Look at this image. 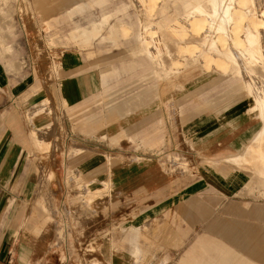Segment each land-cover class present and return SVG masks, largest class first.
<instances>
[{"label": "crops", "instance_id": "crops-1", "mask_svg": "<svg viewBox=\"0 0 264 264\" xmlns=\"http://www.w3.org/2000/svg\"><path fill=\"white\" fill-rule=\"evenodd\" d=\"M2 28L0 168L10 170L0 173V183L25 185L24 194L9 196L28 206L12 205L3 213L0 264L2 257L8 264L193 263V248L208 246L201 241L207 236L194 240V232L205 231L199 223L209 229L214 198L239 189L241 172L226 167L225 153L247 140L249 130L223 144L226 133L203 130L204 123L194 122L201 117L192 113H181L179 126L167 123L160 99L153 95L145 102L142 86L96 107L101 80L84 52L61 49L51 76L50 64L23 48L36 39H17ZM41 184L47 204L48 187L59 185L50 197L57 230L64 221L59 249L72 248V254L49 253L56 229L43 223L40 243L33 244L30 222L37 214L29 201L36 197L32 187ZM51 214L41 208V221ZM178 251L181 257L172 259Z\"/></svg>", "mask_w": 264, "mask_h": 264}, {"label": "bare ground", "instance_id": "bare-ground-1", "mask_svg": "<svg viewBox=\"0 0 264 264\" xmlns=\"http://www.w3.org/2000/svg\"><path fill=\"white\" fill-rule=\"evenodd\" d=\"M69 1L75 4L79 0ZM144 1L149 4L146 7L147 20L142 31L143 39L137 38L136 46L131 48L130 57H133V60L125 59L122 65L111 67V72L117 75L121 74L120 69L127 70L132 67L134 56H137L136 62L137 58L143 62L146 59L160 63L168 61L172 66L170 70H152L146 75L148 76V80H145L146 85L151 81L143 92L145 102H148V97L154 94L153 83L156 82L158 85L162 81L157 77L163 79L171 73L175 79L180 77L185 79L188 76H197V71L200 70L206 79L196 89V100L202 102L195 106H183V113L205 114L206 117L199 121L204 123L203 130H208L210 134L222 132L227 136L231 135L223 137V144L233 135L249 130L247 140L239 139L233 145L234 151L230 156L225 153L227 158L225 163H227L226 167L231 169L235 168L232 165L234 162H236L235 166L240 164L249 167L247 171L252 174V181L255 185H262L264 183V0ZM155 14L158 16L157 28L161 30L160 41L166 50L170 51L172 48L176 50L178 55L175 58L170 57V53L169 56L164 57L161 54L162 49H158L156 55L153 52L154 41L150 39L153 31L148 25L153 22L152 16ZM130 27L127 22L119 21L110 30V36L113 40H116L114 35L117 34L126 36ZM96 32L95 28L82 30L80 42L88 44ZM131 33L133 34L134 31L132 30ZM113 42L117 43V41ZM164 82L166 86L170 80L165 79ZM178 86L180 90L184 89V85ZM157 96L162 95L158 93ZM214 115L218 117H211ZM246 144L248 157L243 147ZM245 181L239 177L238 184ZM235 208L237 213L244 211L254 216L264 210V204L250 205L240 202V204L236 203ZM239 225L236 235L231 236V232L235 233V229L228 227L218 229L222 231L219 233L220 236L222 235L224 240L226 237L230 241L241 240L240 250L245 251L247 248L251 254L257 251L256 255L262 256L260 250L264 245L259 242L257 229L246 228L240 223ZM226 231L229 232L228 235ZM206 248L195 250L200 259L195 255L193 263L244 264L245 262L242 258H232L231 253L219 242L211 246L208 244Z\"/></svg>", "mask_w": 264, "mask_h": 264}, {"label": "rangeland", "instance_id": "rangeland-1", "mask_svg": "<svg viewBox=\"0 0 264 264\" xmlns=\"http://www.w3.org/2000/svg\"><path fill=\"white\" fill-rule=\"evenodd\" d=\"M160 0H158L159 2ZM71 1L66 0L61 2L60 0H0V26L4 27L1 29V32L17 34V39L21 37L24 38L30 37L32 39H36L35 44L32 46L24 45L25 50H32L37 52L47 63L50 64L49 74L52 76L53 72L58 71V52L61 49H76L77 51L84 52L86 58L93 61L91 66L97 68L98 78L101 80V89L97 93L96 101L102 99L96 107L106 105L104 102L110 101V99H115L117 97H124L127 95H131L137 90V86H148L151 84L149 81L146 85L145 80H148L146 76L149 71L157 70L164 71L163 69L170 70V64L160 63L154 60L150 62L149 60H139L134 56L133 66L126 69H120L119 72L121 74H113L111 72V67L122 65L125 59L133 60V57H130L131 48L136 46L137 38L143 39L142 31L146 26V7L149 2H145L144 0H79L77 3L72 4ZM127 22L131 27L128 30V35L122 36L121 34L114 35L116 40H113L112 36H110V30L113 29L119 21ZM153 22H151L148 26L152 28L153 35L152 38L148 37V39H152L154 54L158 49H162L161 54L163 56L176 57L178 54L175 49H165L163 43L160 41L161 33L158 26V16L155 14L152 16ZM95 28L97 30L96 34H93L88 44H84L80 42L82 30ZM132 30L134 33L132 34ZM137 33V34H136ZM3 39V38H2ZM117 41V43L113 42ZM21 42V41H20ZM22 43L18 42V45ZM23 48H19L18 50H24ZM172 67V66H171ZM203 74L200 70L197 71V76H188L185 79L180 77L179 79H175L174 76L170 73V75L166 78L157 77L160 79V84L153 83V91L156 99L160 93L162 96L159 97V106L160 111L164 112V117L168 119L167 123H173L179 126L181 119L184 118L183 115V106H195L196 104L202 102V100H196V89H198L199 84L203 83L206 77H202ZM150 79H153L149 76ZM156 79V78H154ZM170 80V83L165 86L164 80ZM179 84L184 85V89H179ZM152 95V96H153ZM185 95V96H184ZM189 96V97H188ZM158 101V100H155ZM95 104V103H94ZM152 107V105H151ZM94 109V108H92ZM92 109L88 108L85 112H90ZM82 117L83 114H81ZM195 114H193L194 116ZM218 117V115L211 116L213 118ZM195 117H201L203 119L205 114L196 115ZM200 119H194V122L198 123ZM258 124V122H257ZM249 136V135H248ZM247 136V138H249ZM243 138V137H242ZM245 154L247 155V147L248 145H243ZM40 149V148H39ZM39 154H43L39 152ZM248 157V155H247ZM201 161V160H200ZM208 162V161H206ZM235 163L232 165L241 172V177L243 180H246L244 183L242 182L239 185V189L234 193L233 196L224 197L221 199V194H217L213 201H215V206L209 208L208 221L209 226L205 228L202 223L198 224V230L205 229V231L194 232V240L200 236L206 235L207 237L198 238L201 239L203 246L208 244L211 246L214 243L219 242L224 248L227 249L232 255V258L239 259L242 258L245 260L244 264H264V247L261 248L262 256L256 255L257 251H254L253 254L245 248L246 250H240L239 245L242 242L239 241H230L227 237L224 240L220 236V230L223 228H231L235 229V233L231 232V236L237 234V228H240V224H243L244 227L253 229H257V234L260 236L259 242L264 245V210L262 209L260 214L258 215H250L244 211L237 213V204L248 203V204H264V183L262 185L257 184L252 181V174L250 171H247L249 167L240 166ZM247 163V162H246ZM227 165V163H225ZM188 165V163H187ZM196 167L193 168V170ZM231 169V170H232ZM9 168H0L1 175L7 174ZM190 169L187 170V172ZM244 172L246 174H244ZM78 185H69L71 188H75ZM59 185H52V191L50 186L48 187V191H51L48 195V204L46 201V193L43 192L46 185H34V195L36 196L33 202L29 201V205L33 204L35 210L34 213L37 215L33 216V221L30 222L32 224V229L34 232V243H40V227L43 223L46 225H50L53 229H56L57 226V217H56V208L51 200V194H53ZM62 187V185H61ZM25 185H17V184H6L0 183V224L3 223L5 211L8 210L10 206H19L25 207L28 206L25 200L14 201L11 197L16 193L24 194ZM71 189L70 191H73ZM31 190V189H30ZM56 193V192H55ZM11 197H10V196ZM17 195V194H16ZM210 195V194H209ZM212 201V202H213ZM47 204V205H46ZM44 209L45 213L50 212L51 215H46L44 220L41 221L40 210ZM63 209V208H62ZM70 215H66L64 220H66L67 224H71ZM215 219V220H212ZM238 223L235 224V221ZM25 221V219H24ZM64 225V221L57 227L59 230L52 232L51 234L56 236V243L54 248H49V253L53 256L57 253V251H61V255L67 252L69 254L73 253L72 248H62L59 249L62 240H63V232L60 230ZM72 234V233H71ZM229 232L226 231V235ZM197 239V240H198ZM217 241V242H215ZM30 242V239H29ZM224 244V245H223ZM237 244V245H235ZM38 249H33L34 251L39 252L40 247H36ZM203 247L202 249H205ZM200 250V248H193L192 254L190 256H197L200 259V256L197 255L195 250ZM208 249V248H206ZM171 251L170 249H166ZM47 251V249H46ZM77 254L80 253V249H75ZM259 252V251H258ZM180 251H178L172 259H179ZM199 254V253H198ZM23 261L28 259L23 254ZM192 259V257L190 258ZM8 261V257L6 259L1 260V264H6ZM8 264V263H7ZM55 264H58L55 262ZM179 264V263H175ZM192 264H200L192 263Z\"/></svg>", "mask_w": 264, "mask_h": 264}]
</instances>
